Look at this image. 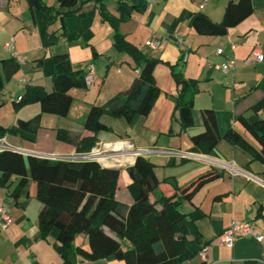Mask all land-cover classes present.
Wrapping results in <instances>:
<instances>
[{"label":"crops","instance_id":"1","mask_svg":"<svg viewBox=\"0 0 264 264\" xmlns=\"http://www.w3.org/2000/svg\"><path fill=\"white\" fill-rule=\"evenodd\" d=\"M42 1L52 8L51 13L30 9L28 0H0V59L12 58L4 49L11 39L15 51L25 58L0 94L6 96L0 106L12 104L14 113L10 124L0 118V125L16 128L19 119L29 120L40 113L38 103L24 106L19 111L15 110L14 103L28 86H42L52 91L53 58L56 55L68 53L75 71L87 73L93 66L95 78L90 87L70 91L73 102L67 117L42 114L36 143L22 139L20 134L6 137L8 145L26 157L78 152L74 144L57 140L56 129L68 131L75 141L93 137L94 134L84 128L91 107L106 106L118 94L130 89L139 75L132 57L115 48L114 29L103 20L94 0H86L80 4L78 14L65 18L66 29L76 35L70 40L62 36L64 30L58 13L64 9L59 8L58 0ZM213 1L207 0L203 9L200 5L204 0L105 1L110 15L116 18L128 16L119 25L126 41L159 60L154 77L161 94L150 114L139 117L133 124L124 118L103 116L110 131L98 133L93 149L115 154L157 147L197 154L191 159L164 155L148 157L155 165L156 177L168 182L161 184L151 195L152 201L163 194H172L175 191L172 185L182 189L210 171L222 173L221 178L209 182L191 201H184L181 206L188 223L187 246L194 253L191 260L182 264H264V164L253 161L248 153L224 139L213 154L194 151L191 141L194 135L204 131L202 111L214 110L222 136L234 129L258 147L236 118L252 116V106L264 97V60L252 65L245 63L256 45H261L264 53V0H253V13L230 28L226 35L198 34L192 27L194 16L202 12L220 22L230 0ZM133 5L139 7L132 8ZM53 34L59 38L57 41L51 39ZM151 38L162 41V48L151 50L147 44ZM179 39L189 53L185 62L181 61ZM231 44L236 46L235 49ZM219 48L224 49L223 55L216 53ZM229 59L236 60V70L225 74L219 66ZM173 70L199 81V92L193 96L195 125L182 132L180 123L173 118L179 91ZM258 117L264 120V109ZM137 158L131 154L122 155L102 163L104 167L121 170L117 198L128 203L131 197L127 186L131 179L127 171ZM10 193L7 188L0 187V201L13 219L8 228L0 227V264H62L55 249L58 231L52 230L46 239L40 236L38 216L43 206L36 198L35 183L30 185V198H21L18 204ZM157 207L160 209L161 205ZM234 220L253 222L256 234L263 239L239 237L232 247L225 245L221 236ZM78 241L77 244L88 246L86 237L80 236ZM202 247H205V257L201 255ZM75 264L125 263L119 260L94 262L78 257Z\"/></svg>","mask_w":264,"mask_h":264},{"label":"trees","instance_id":"2","mask_svg":"<svg viewBox=\"0 0 264 264\" xmlns=\"http://www.w3.org/2000/svg\"><path fill=\"white\" fill-rule=\"evenodd\" d=\"M94 1L103 20L114 29L115 48L132 57L139 75L130 89L118 94L106 106L91 107L84 128L92 132L93 137L75 141L68 131L56 129L57 140L74 144L82 153L92 151L97 144L98 133L110 131L102 120L103 116L124 118L133 124L139 117L150 114L161 94L154 77L159 60L141 52L119 31L120 23L128 16L116 18L107 11L106 0ZM85 2L58 0L59 8L64 9L58 13L64 30L62 36L68 40L76 35L66 29L65 18L78 14L80 4ZM28 4L34 11L52 12V8L42 0H28ZM131 7L138 8L139 5ZM253 11V0H230L222 21L215 22L200 12L194 16L192 27L201 35L223 36ZM51 39L57 41L59 38L53 34ZM53 59L52 91L42 86H28L21 100L14 103L16 111L38 103L40 113L29 120L19 119L16 128L0 125V139L20 134L22 139L36 143L42 114L67 117L73 102L70 91L87 88L86 72L73 70L68 53L56 55ZM181 61H184L183 55ZM19 68L20 63L13 58L0 59V93ZM172 75L179 90L173 118L180 123L182 132L195 125L193 96L199 92V81L186 78L182 72L175 70ZM251 109L252 116L239 115L236 120L258 147L234 129L222 136L214 110H204V131L191 138L194 151L213 154L218 143L224 139L248 153L253 161L264 164V120L258 117L264 109V97ZM154 168L152 161L142 156L128 168L131 179L127 186L131 197L128 203L117 198L120 169L104 167L95 160L69 162L26 157L15 149H5L0 151V187L10 190L11 197L18 204L21 198H30V185L33 182L36 184V198L43 206L38 216L40 236L46 239L52 230L58 231L55 249L62 258V264H75L78 257L94 262L119 260L125 264H182L191 260L194 253L187 246L188 223L181 206L184 201H191L195 193L209 182L221 178L222 173L210 171L182 189L170 183L175 191L152 201L151 195L161 184L168 183L156 177ZM80 236L86 237L87 247L76 243Z\"/></svg>","mask_w":264,"mask_h":264},{"label":"built area","instance_id":"3","mask_svg":"<svg viewBox=\"0 0 264 264\" xmlns=\"http://www.w3.org/2000/svg\"><path fill=\"white\" fill-rule=\"evenodd\" d=\"M207 0H204V2L200 5V8H204V4ZM150 2L154 3L155 0H150ZM180 43V49L182 51L183 60L184 62L188 58V50L186 48V45L179 39ZM148 47L151 50H159L162 48L163 43L160 40H156L155 38H151L148 41ZM235 45L231 44V48L235 49ZM4 49L11 55L13 59H15L20 64L25 62V58L21 55H19L15 51V43L14 40L11 39L9 42H7L4 46ZM216 53L218 55L224 54V49L219 48L216 50ZM264 60V53L263 48L261 45H256L252 51L251 57L247 58L245 63L247 65H252L254 62H262ZM219 68L225 73V74H231L234 73L236 70V60L229 59L227 62L223 63L219 66ZM95 78V70L93 66H90L87 73H86V85L87 87H90L91 84L94 82ZM24 82V80H21V83ZM18 100H21V97L18 98ZM5 149H15L8 145L6 138L0 139V151ZM17 150V149H15ZM134 155L136 157L142 156V157H150L152 155H164L169 158H181V159H191L196 158L197 154H194L189 151H183L179 149H170V148H157V147H147V148H138L135 150H124L117 152L115 154H106L100 152L98 149H93L91 152L82 153V152H75L71 154H63V155H55V154H48L45 155L44 158L51 159V160H62V161H69V162H80V161H90L95 160L99 163L105 164L109 158L115 157V156H122V155ZM13 223V219L10 215L9 209L4 205L3 201H0V227L3 229L8 228ZM239 237H256L259 240H262L263 237L256 234L255 225L251 221H240V220H234L232 221L230 227L222 234L221 239L223 243L227 246L232 247ZM201 255L205 257V251L203 250L201 252Z\"/></svg>","mask_w":264,"mask_h":264},{"label":"rangeland","instance_id":"4","mask_svg":"<svg viewBox=\"0 0 264 264\" xmlns=\"http://www.w3.org/2000/svg\"><path fill=\"white\" fill-rule=\"evenodd\" d=\"M214 2L215 1L212 0L211 3H214ZM4 98H6V96H0V103H2V99H4ZM7 99H9V97H7ZM12 111H13L12 110V104H10L9 106H0V118H2L4 120L5 124H10V121L12 120V116L14 114ZM10 136H12V135H10ZM29 190H30V188H29ZM77 241H78V238H77ZM77 241H76V243H77Z\"/></svg>","mask_w":264,"mask_h":264}]
</instances>
